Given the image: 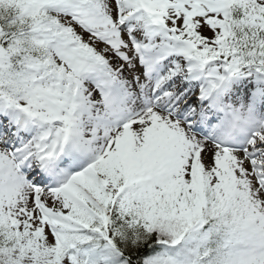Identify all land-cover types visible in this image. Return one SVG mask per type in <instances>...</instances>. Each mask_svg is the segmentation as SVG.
<instances>
[{
	"label": "snow or ice",
	"instance_id": "snow-or-ice-1",
	"mask_svg": "<svg viewBox=\"0 0 264 264\" xmlns=\"http://www.w3.org/2000/svg\"><path fill=\"white\" fill-rule=\"evenodd\" d=\"M0 264H264V0H0Z\"/></svg>",
	"mask_w": 264,
	"mask_h": 264
}]
</instances>
